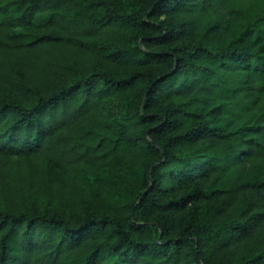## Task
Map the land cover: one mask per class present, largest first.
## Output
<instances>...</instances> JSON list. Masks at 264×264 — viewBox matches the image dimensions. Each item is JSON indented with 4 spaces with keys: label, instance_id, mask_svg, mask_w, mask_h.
Returning <instances> with one entry per match:
<instances>
[{
    "label": "trees",
    "instance_id": "trees-1",
    "mask_svg": "<svg viewBox=\"0 0 264 264\" xmlns=\"http://www.w3.org/2000/svg\"><path fill=\"white\" fill-rule=\"evenodd\" d=\"M0 264H264V0H0Z\"/></svg>",
    "mask_w": 264,
    "mask_h": 264
}]
</instances>
